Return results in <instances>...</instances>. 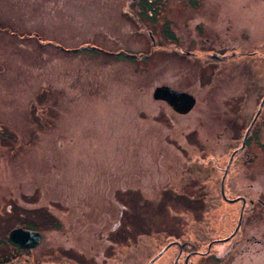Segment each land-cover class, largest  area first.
Instances as JSON below:
<instances>
[{"label": "rangeland", "instance_id": "1", "mask_svg": "<svg viewBox=\"0 0 264 264\" xmlns=\"http://www.w3.org/2000/svg\"><path fill=\"white\" fill-rule=\"evenodd\" d=\"M145 1L0 0V264H149L177 240L178 264L249 263L226 254L220 184L237 104L264 95V0H162L154 20ZM19 226L41 243L12 244Z\"/></svg>", "mask_w": 264, "mask_h": 264}, {"label": "flooded vegetation", "instance_id": "2", "mask_svg": "<svg viewBox=\"0 0 264 264\" xmlns=\"http://www.w3.org/2000/svg\"><path fill=\"white\" fill-rule=\"evenodd\" d=\"M160 1L162 0H146L148 3L145 8L150 16L156 10L157 2ZM191 1L196 2L199 0ZM144 3L141 2L140 6L143 7ZM153 4L155 6L150 8L149 5ZM170 35L174 36L173 33H170ZM256 87L253 86L252 88L255 89ZM251 92L255 93L256 91L252 90ZM244 94L242 93V95ZM247 97L248 95H246ZM263 98L264 95L262 101L256 103L258 108L253 109L250 115L244 114V107L242 108L239 106L240 104H237L241 117V129L236 135L229 136L230 141L228 143L233 141L237 144V147L233 148L228 156L224 171L223 185L225 186V194H227L226 198L222 195V182L220 184L221 195L230 208L229 219L232 228L229 237H226L228 238L226 243H231V250L226 254L236 253V255H242V257L247 258L248 264H256L257 256L261 257L259 254L264 257V140L261 138V134L264 132ZM245 121L248 122V125L244 130L241 125ZM222 239L217 240L221 242ZM172 243L180 248L179 257L175 263L178 264L184 245L180 240L172 241ZM209 250L210 248L206 251V255L210 254L211 250L210 252ZM206 252L201 253L205 254ZM189 254L184 258V264H187L185 263L187 257H191L192 254L196 253L193 251ZM260 263L264 264V259Z\"/></svg>", "mask_w": 264, "mask_h": 264}, {"label": "water", "instance_id": "3", "mask_svg": "<svg viewBox=\"0 0 264 264\" xmlns=\"http://www.w3.org/2000/svg\"><path fill=\"white\" fill-rule=\"evenodd\" d=\"M93 49L102 51V49H98L96 47H92ZM127 54V53H126ZM131 57H136L135 55H130ZM153 98L155 100H163L166 101L174 110L183 115L190 113L194 110V106L196 105L197 98L196 96H193L192 94L182 90L174 89L172 86L167 85H159L154 92H153ZM264 101V98H263ZM223 195L224 194V186L222 190ZM9 239L12 240L16 244H20L23 247L27 249L34 248L38 246L42 241V233L35 230H28L22 227H19L17 229H14L9 234ZM164 251L160 252L156 257L149 263L153 264L156 259H158ZM186 262H188V259H186Z\"/></svg>", "mask_w": 264, "mask_h": 264}, {"label": "trees", "instance_id": "4", "mask_svg": "<svg viewBox=\"0 0 264 264\" xmlns=\"http://www.w3.org/2000/svg\"><path fill=\"white\" fill-rule=\"evenodd\" d=\"M148 2H146L145 1V3H144V7H145V5L147 4ZM155 5L153 4V5H149V7L150 8H152V7H154ZM153 14H156V10L153 12ZM148 17H149V19H151V20H154V17L153 16H150L149 14H148ZM81 50V49H80ZM82 50H85V51H92V52H95V53H100V52H98V51H96V50H93V49H88V48H83ZM117 56L118 57H120V58H124V57H127V56H125V55H122V54H117ZM127 58H129V57H127ZM130 60H132V61H134L135 59L134 58H129ZM26 228H32V229H35V228H33L32 226H30V227H28V226H26Z\"/></svg>", "mask_w": 264, "mask_h": 264}]
</instances>
